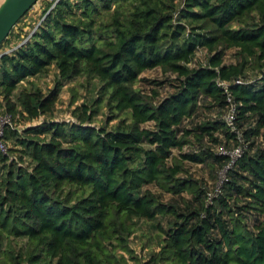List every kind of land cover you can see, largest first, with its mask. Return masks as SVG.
I'll list each match as a JSON object with an SVG mask.
<instances>
[{"label":"trees","instance_id":"1","mask_svg":"<svg viewBox=\"0 0 264 264\" xmlns=\"http://www.w3.org/2000/svg\"><path fill=\"white\" fill-rule=\"evenodd\" d=\"M52 3L0 47V264H127L117 249L136 259L142 221L161 236L143 264H264V0ZM52 66L44 92L30 79ZM78 76L95 98L42 119ZM230 103L244 146L209 200L216 183L191 167L214 178L229 160L217 147L239 145ZM16 116L39 123L20 131Z\"/></svg>","mask_w":264,"mask_h":264},{"label":"rangeland","instance_id":"2","mask_svg":"<svg viewBox=\"0 0 264 264\" xmlns=\"http://www.w3.org/2000/svg\"><path fill=\"white\" fill-rule=\"evenodd\" d=\"M47 0H39L32 9H30L25 18H21L17 28L22 32L27 33L26 36L30 35L33 30L42 22L44 15L43 6ZM1 2V0H0ZM57 2V1H56ZM56 2L52 3V7ZM2 3V2H1ZM3 46L0 49L1 52H8L10 50L5 49ZM207 56L205 50H199L196 53L197 60H204ZM142 76L147 78H155L161 77L159 70H147L142 73ZM57 78L56 69L52 66L47 73L31 78L30 80L35 82L38 86L42 88L44 92L48 89L52 88L55 84V80ZM97 80L91 79L87 80L85 76H78L73 78L70 81H67L64 86L61 88V92L58 96V100L55 104L54 110L51 115H47L46 119H54V120H73L71 116L72 109L81 104L82 102L90 103L96 96V88H97ZM165 89H162V94L165 93ZM1 102V97H0ZM3 109L0 107V118L7 117L10 119L11 117L5 116ZM106 118V110L102 108L100 113L96 116V120L94 121L95 125H102ZM115 121H112L110 124H113ZM13 125L20 129V131L24 128L25 125L37 124L39 122L33 123L28 122L26 120H21L19 117L14 118ZM8 147H11L12 144L10 141H7ZM15 156V155H14ZM191 171L197 175V177H203V179L207 182L208 186L213 185L217 181V170L214 172V178H211L207 169H202L201 166L194 165L191 167ZM160 232L155 229L150 223L145 221L139 222L136 230L129 236L128 245L130 249L133 251V256H136V259L130 258L126 253L122 252L120 248L117 249V253H123L125 257H127V264H143L144 261L148 259V256L156 251L159 247V240L161 236H158ZM115 243H118L115 241Z\"/></svg>","mask_w":264,"mask_h":264},{"label":"built area","instance_id":"3","mask_svg":"<svg viewBox=\"0 0 264 264\" xmlns=\"http://www.w3.org/2000/svg\"><path fill=\"white\" fill-rule=\"evenodd\" d=\"M52 2H56L58 0H50ZM228 100L230 101V97H228ZM8 116V115H5ZM224 119L229 127V129L231 131H235L236 130V126H235V105L230 103L229 105V110L226 111L225 115H224ZM6 124H10V119H7V117H1L0 118V150L5 152L6 151V144L3 141V129L5 127ZM237 139L239 141V145L232 147L231 149H227L225 148L223 145H219L216 149V151L219 154H225L229 157L228 163L222 168L220 169V171L218 172V177H217V182L215 184V187L213 189V191L208 192V199L210 200L211 197L213 195H216L220 192V188L221 185L223 184V182L226 180V171L227 169L233 165V163L235 162V160L241 155L242 152V148L244 146V140L242 139L241 135L239 132H237Z\"/></svg>","mask_w":264,"mask_h":264},{"label":"water","instance_id":"4","mask_svg":"<svg viewBox=\"0 0 264 264\" xmlns=\"http://www.w3.org/2000/svg\"><path fill=\"white\" fill-rule=\"evenodd\" d=\"M38 0H3L0 4V47L12 28ZM52 6L50 7V9ZM49 9V10H50ZM45 16V15H44ZM31 36L28 35L26 39ZM25 39V40H26ZM2 54V53H1ZM0 54V55H1Z\"/></svg>","mask_w":264,"mask_h":264}]
</instances>
